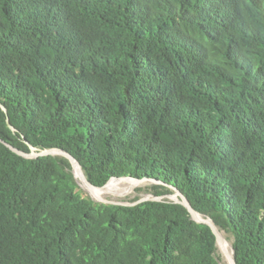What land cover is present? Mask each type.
Here are the masks:
<instances>
[{
  "label": "trees",
  "instance_id": "trees-1",
  "mask_svg": "<svg viewBox=\"0 0 264 264\" xmlns=\"http://www.w3.org/2000/svg\"><path fill=\"white\" fill-rule=\"evenodd\" d=\"M176 192L264 264V0H0V264H219Z\"/></svg>",
  "mask_w": 264,
  "mask_h": 264
},
{
  "label": "rangeland",
  "instance_id": "rangeland-1",
  "mask_svg": "<svg viewBox=\"0 0 264 264\" xmlns=\"http://www.w3.org/2000/svg\"><path fill=\"white\" fill-rule=\"evenodd\" d=\"M136 180L137 179H134V180H131V179L120 180V181H124L125 183H123V185L118 190V193L116 194V197L114 195H109L104 200H96V199H94L86 191V188L84 189L79 182H77V183L79 185V192L81 193V195L84 198H90V199H92V200H94L95 202H98V203H102V202H123V203H125L127 205H130V204H132L133 201H135L137 199L139 201L140 200H150V199H152L153 196H152L151 192L149 191V189L155 183L152 182V181H148V180L139 181L140 182L139 183ZM161 199L162 200H168V201H176L179 198H178V196L175 193L174 195H171V196H168V197H165V198H161ZM197 215H199V214H197ZM204 219H207V218H204ZM221 234H223V233H221ZM223 235L226 238V240L228 241V243L231 244V242L228 240V237L225 234H223ZM225 247L228 250L227 245ZM228 252H229V250H228ZM217 254L220 257L219 264H231L228 261V258L224 255V253H223V251H222L220 246H218V253Z\"/></svg>",
  "mask_w": 264,
  "mask_h": 264
},
{
  "label": "water",
  "instance_id": "water-1",
  "mask_svg": "<svg viewBox=\"0 0 264 264\" xmlns=\"http://www.w3.org/2000/svg\"><path fill=\"white\" fill-rule=\"evenodd\" d=\"M4 143V142H3ZM5 145L10 149L12 150L14 153H16L17 155H20L22 157H26V158H31V159H36L38 157H43V156H60V157H64L66 159H68L71 163V165L73 166V173L75 175V172H74V169L76 166L80 167V164L79 162L72 156L70 155L69 153L65 152V151H60V150H47V151H43V152H40V153H35V152H31L29 154H25L21 151H19L18 149H15L14 147H12L11 145L5 143ZM81 169V167H80ZM82 171V170H81ZM83 173V171H82ZM84 175V174H83ZM85 178V181H86V184L88 185L89 188H95V189H101V188H97V187H94L87 179L86 177L84 176ZM123 179H127V178H123ZM139 181H143V180H139ZM176 195L178 196V200L174 201L176 203H179L181 205H183L185 208L188 209L189 213L191 214V217L192 219L199 223V224H207L209 227H211V229L213 230L212 232L215 233L216 235V238H217V244L218 246L221 247V244H220V236H219V231L217 230V228L215 227V225H213L212 221L209 219V222H203V221H199L197 218H196V215L197 213L195 212V210L192 208V206L190 205L189 201L187 200V198L185 196H183L180 192H176ZM153 201H157L159 199H156V198H152ZM144 201H147V200H140L138 201L136 204H139V203H142ZM102 204H107V205H127L123 202H102ZM228 261L231 263V264H237L236 263V260L234 258V255L231 259H228Z\"/></svg>",
  "mask_w": 264,
  "mask_h": 264
},
{
  "label": "bare ground",
  "instance_id": "bare-ground-1",
  "mask_svg": "<svg viewBox=\"0 0 264 264\" xmlns=\"http://www.w3.org/2000/svg\"><path fill=\"white\" fill-rule=\"evenodd\" d=\"M75 172V179H77L76 181L79 182L82 187L85 189L86 191L91 195V197H93L96 200H104L106 199L109 195H114L116 197V194L118 193V190L120 189V187L123 185V183H125L124 181H120V180H127V179H131L134 180L132 178H127V179H112L107 185H105L103 188L101 189H95V188H89L88 185L86 184L84 175L80 169V167L76 166L74 169ZM137 182H139V180H136ZM140 183V182H139ZM196 218L200 221L203 222H209V219H204L202 216L200 215H196ZM220 236V244H221V249L224 253V255L228 258L231 259L234 255L233 249L231 244L228 243V241L226 240V238L224 237L223 234L219 233ZM227 245V248L225 247Z\"/></svg>",
  "mask_w": 264,
  "mask_h": 264
}]
</instances>
